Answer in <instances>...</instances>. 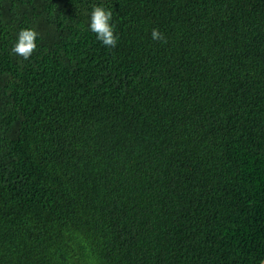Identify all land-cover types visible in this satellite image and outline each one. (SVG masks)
Wrapping results in <instances>:
<instances>
[{"label":"trees","instance_id":"1","mask_svg":"<svg viewBox=\"0 0 264 264\" xmlns=\"http://www.w3.org/2000/svg\"><path fill=\"white\" fill-rule=\"evenodd\" d=\"M263 257L264 0H0V264Z\"/></svg>","mask_w":264,"mask_h":264},{"label":"clouds","instance_id":"2","mask_svg":"<svg viewBox=\"0 0 264 264\" xmlns=\"http://www.w3.org/2000/svg\"><path fill=\"white\" fill-rule=\"evenodd\" d=\"M112 11L102 5L94 6L90 12L89 28L96 34V39L104 45L114 47L117 43V36L114 32V24L111 23ZM38 33L31 27L21 28L17 35L11 51L24 59H27L37 48ZM153 40H164V34L158 29L151 31ZM260 264H264L261 261Z\"/></svg>","mask_w":264,"mask_h":264},{"label":"water","instance_id":"3","mask_svg":"<svg viewBox=\"0 0 264 264\" xmlns=\"http://www.w3.org/2000/svg\"><path fill=\"white\" fill-rule=\"evenodd\" d=\"M262 261H264V257H263Z\"/></svg>","mask_w":264,"mask_h":264},{"label":"bare ground","instance_id":"4","mask_svg":"<svg viewBox=\"0 0 264 264\" xmlns=\"http://www.w3.org/2000/svg\"><path fill=\"white\" fill-rule=\"evenodd\" d=\"M228 51V50H227Z\"/></svg>","mask_w":264,"mask_h":264}]
</instances>
